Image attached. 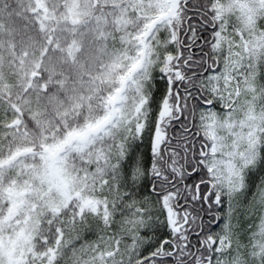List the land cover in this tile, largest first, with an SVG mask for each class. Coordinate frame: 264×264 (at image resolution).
<instances>
[{
  "label": "snow or ice",
  "instance_id": "snow-or-ice-1",
  "mask_svg": "<svg viewBox=\"0 0 264 264\" xmlns=\"http://www.w3.org/2000/svg\"><path fill=\"white\" fill-rule=\"evenodd\" d=\"M0 264H264V0H0Z\"/></svg>",
  "mask_w": 264,
  "mask_h": 264
},
{
  "label": "trees",
  "instance_id": "trees-1",
  "mask_svg": "<svg viewBox=\"0 0 264 264\" xmlns=\"http://www.w3.org/2000/svg\"><path fill=\"white\" fill-rule=\"evenodd\" d=\"M88 239H94V237H92V236H89V237H87Z\"/></svg>",
  "mask_w": 264,
  "mask_h": 264
}]
</instances>
